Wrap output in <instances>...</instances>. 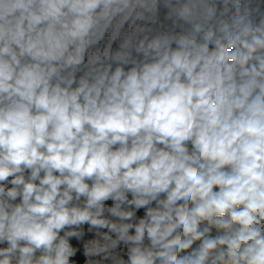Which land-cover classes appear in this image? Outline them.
Segmentation results:
<instances>
[{
    "label": "clouds",
    "instance_id": "1",
    "mask_svg": "<svg viewBox=\"0 0 264 264\" xmlns=\"http://www.w3.org/2000/svg\"><path fill=\"white\" fill-rule=\"evenodd\" d=\"M0 264H264V0H0Z\"/></svg>",
    "mask_w": 264,
    "mask_h": 264
}]
</instances>
